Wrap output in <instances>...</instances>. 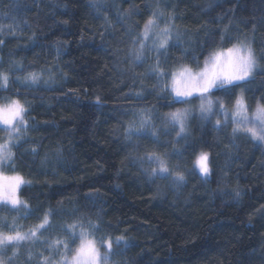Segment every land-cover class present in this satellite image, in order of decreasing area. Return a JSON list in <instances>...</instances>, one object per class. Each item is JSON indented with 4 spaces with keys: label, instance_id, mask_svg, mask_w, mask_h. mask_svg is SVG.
<instances>
[{
    "label": "trees",
    "instance_id": "obj_1",
    "mask_svg": "<svg viewBox=\"0 0 264 264\" xmlns=\"http://www.w3.org/2000/svg\"><path fill=\"white\" fill-rule=\"evenodd\" d=\"M147 2L106 0L107 7L102 12L112 21L106 30L102 17L97 18L86 0H55V4L51 0H0V25L20 26L19 35H0V40L6 41L0 50L5 61L2 67H8V61L15 59L22 60L24 67L36 62L56 71L53 61H58V67L67 73L66 80L49 89L29 92L28 98L35 102L34 114L48 121L41 126L40 133L52 140L63 137L66 145L71 141L69 166L58 168L57 174L52 175L29 165L25 171L35 179L53 182L37 185L23 194L33 207L39 206L37 215L58 200L63 201L65 218L73 208L90 214L102 209L105 220L117 221L120 229L128 228L136 237L137 246L131 255L142 248L149 249L160 264H235L236 260L264 264V214L257 211L264 205V150L243 137L238 139V147L232 148L223 134L217 143L215 134L208 131L203 144L210 154H215L217 166L212 181L205 185L198 176L190 175L177 200L171 190L162 197L155 196V185L144 179L138 165L125 160L127 149L113 134L114 126L127 119V113L137 106L130 91L139 87V81L134 83L124 70L127 64L118 60L116 49L123 47L121 38L126 37L125 25L117 19V9L139 4L140 13L128 23L143 24L150 15V9L144 7ZM161 7L175 13L173 22L193 36L198 49L210 46L205 35L208 29H214L219 37L225 26L231 35L250 36L258 49L264 40V0H224L212 13L201 12L192 0H168V6L162 3ZM33 32L36 39L29 41ZM213 47L215 50L231 46L225 43ZM176 51L169 50V63ZM207 56L199 54L203 61ZM258 93L259 88L253 94ZM97 96L102 107L95 104ZM142 103H154L152 96L145 95ZM201 142L197 140L198 144ZM140 144L153 147L146 139L140 140ZM170 159L183 163L187 153L184 159ZM212 159L209 155V161ZM221 171L227 173L231 183L245 186L241 206L220 210L217 203L209 200L208 190L216 186ZM116 184L121 187L116 188ZM34 222L35 217L21 221L25 225ZM169 248L173 250L172 256L168 255ZM21 259L26 261V256ZM148 259L146 251L137 257V264H146Z\"/></svg>",
    "mask_w": 264,
    "mask_h": 264
},
{
    "label": "clouds",
    "instance_id": "obj_2",
    "mask_svg": "<svg viewBox=\"0 0 264 264\" xmlns=\"http://www.w3.org/2000/svg\"><path fill=\"white\" fill-rule=\"evenodd\" d=\"M51 2L55 4V0H51ZM192 2L193 6L199 8L201 12L212 13L218 5L224 3V0H192ZM86 3L92 9L90 0H86ZM61 7L66 8V5ZM217 18H220L219 15ZM168 23L172 32L169 45L162 52H157L150 47L145 52L143 62H135L134 57L129 54L132 43L129 37L125 35L126 38H121L123 47L116 49L119 53L118 60L127 64V68L124 70L133 77L134 83L139 81V87L130 91V94L137 101V106H133L131 111L127 113V119H123L119 125L114 126L113 134L119 137L120 142L127 149L125 160L138 165L144 179L155 185V196L162 197L167 190H171L176 199L179 200L181 189L187 185L190 175L198 176L205 185L212 181L217 166L215 154H210L203 144V139L208 131L215 134L217 143L220 142L221 134H223L224 137L228 138L232 148L238 147L237 141L243 137L264 150V140H261L259 136L253 137L243 131L234 136L235 123L231 120L230 115L227 119L225 116V112L229 114L233 112L237 101L246 107L250 120L258 106L264 107V40L261 41V46L258 49L250 36L243 33L231 35L225 26L219 37L215 35L214 29H208L205 35L210 46L207 49L203 47L198 49L193 36L187 33L183 27L173 21H168ZM164 24L165 21L161 20L159 28H163ZM140 25L142 28L143 24ZM0 27L7 28L4 25H0ZM139 31L140 28L134 27L133 36ZM148 43L151 45L152 42L149 41ZM225 43L230 44L231 47L238 45L245 53H250L251 64L242 69L238 78L217 82L215 86L210 88L203 100L198 96H177L170 90L172 74L178 67L187 66L194 71L197 70L198 66L203 65V60L199 58V54L207 56L214 50L213 46ZM64 44L66 46L67 41ZM170 49L177 50L172 63H169L168 59ZM17 61L19 62V60ZM53 63L57 64L56 71H53L52 67L47 64L38 65L36 62H29L27 67L22 65L21 70L15 71L11 76L0 78V104L7 105L13 99H20L25 104V112L20 117L13 120L11 116L5 114L0 120V146L3 147V154L0 155V171L20 173L27 182L22 188L32 189L37 185L53 182L46 178L43 180L35 179L29 171H25L29 165L38 168L40 171L50 172L52 175L57 174L58 168L69 166L67 157L71 151V141L66 145L62 142L63 137L52 140L41 134L39 129L46 123L38 118V114H34L35 102L28 98L29 92L49 89L61 80L67 79V73L58 67V61H53ZM8 67L0 68V72L7 73ZM138 69L142 70L138 71ZM257 77H260L259 82H257ZM254 85L257 87H253ZM257 88H259V93L253 94ZM145 95H151L154 103L151 105L142 103ZM177 111L185 113L186 118L182 125L174 126L171 121V114ZM145 116L150 119L153 134L168 146L163 151L159 150L160 152H171L172 148H176L182 152V157L177 156L181 159H184L187 153V159L183 163L173 162L169 157L171 176L168 179L154 178L150 175V170L157 166L148 163L141 164L137 159L144 154V146L135 137H133L132 142H129L125 137L126 130L133 125L137 128L140 127L141 119ZM193 122H195V127ZM242 127L251 128L253 125L249 123L242 125ZM256 127L259 130V124ZM197 128L199 132L196 131ZM198 139L202 141L199 144L197 143ZM137 144L140 147H136ZM201 151H207L209 155L213 156L210 161V173L207 176L203 175L194 165L195 159ZM144 169H149V171ZM115 176L118 178L120 172L117 171ZM218 176L216 186L208 190L209 200L217 203L220 210L229 206H241L246 194L245 186L238 182L231 183L224 171L219 172ZM115 187L120 188L121 186L116 184ZM23 193L24 191L21 192L20 199L25 202L26 206L33 207ZM46 209L47 207L42 210L41 214ZM82 213L84 214L85 227L89 228L95 241L96 254L91 264H137V257L144 255L146 251L149 252V259L146 264H160L159 258L151 256L149 249L142 248L131 255L133 248L137 246V239L128 228L120 229L117 221L105 220L103 215L98 219L96 213ZM79 215L78 213L77 216ZM74 218L70 215L66 220L71 222ZM89 221L92 225H96L94 230L89 225ZM251 222L250 216L248 218L249 226ZM56 238L57 234H53L52 239L55 240ZM117 241H119V246ZM78 243V240H69L72 250L78 246ZM29 250L33 254L39 253V249L33 248L30 243L24 248L2 250L0 251V264H29V262L21 259L22 256L27 257ZM173 254V250L169 248L168 255L172 256ZM44 256H48V253L45 254L44 252ZM59 260L60 257L56 256L55 264H59ZM31 264H35V262H31ZM235 264H244V261L236 260Z\"/></svg>",
    "mask_w": 264,
    "mask_h": 264
},
{
    "label": "snow or ice",
    "instance_id": "obj_3",
    "mask_svg": "<svg viewBox=\"0 0 264 264\" xmlns=\"http://www.w3.org/2000/svg\"><path fill=\"white\" fill-rule=\"evenodd\" d=\"M162 3L168 6V0H149L145 3L144 7L150 9V15L143 21L142 28L139 22L128 23L133 15L140 13L141 6L139 4L130 3L123 10L117 9V19L125 25L124 35H127L132 41L129 54L134 57L137 63L143 62L145 52L150 47L157 52H162L170 43L172 32L168 21H173L175 13L166 12L161 7ZM90 6L96 12L97 18L102 17L107 30L112 21L106 13L102 12V9L107 7L106 0H90ZM161 20L165 21L163 28H159ZM19 27V24L15 23L8 25L7 28L0 27V35L11 34L16 36ZM134 27L140 28L135 36H133ZM158 28L159 31H157ZM35 39L36 33L33 32L28 40L35 41ZM149 41L152 42L151 45H149ZM5 43V40H0V50H2ZM56 43L59 44L58 41ZM57 55L59 56V48L57 49ZM4 62V58L0 56V68H2ZM8 64V72H0V78L9 77L15 71L21 70L22 60L18 62L15 59H10ZM250 64V53H245L238 45L227 49H215L205 57L203 65L198 66L197 70L194 71L190 67L181 66L173 72L170 90L177 96H198L203 100L210 88L215 86L217 82L231 81L238 78L242 69L250 66ZM33 79H36V77H33ZM95 104L97 107L103 106L99 96L96 97ZM24 112L25 104L20 99H13L7 105L0 104V120L3 119L5 114L11 116L14 120L16 117L23 115ZM229 115L235 123L234 136L243 131L253 137L259 136L261 140H264V134H262L264 133V107L258 106L250 120L246 107L240 101H237L231 114L225 112L226 119ZM185 118V113L180 111L171 114V121L174 126L182 125ZM43 122L48 123V121ZM249 123L253 127H242V125ZM257 124L260 126L259 130L256 127ZM125 137L129 142H132L133 137L137 140L146 139L153 145V147L144 145V154L137 157V159L141 164L148 163L157 166L150 170V175L154 178L168 179L171 176L169 157H182V152L176 148H172L171 152H160L158 150L159 147H163L165 144L159 140L158 136L153 134L150 119L147 116L142 117L140 127L130 126L125 132ZM136 147H140V145L137 144ZM2 154L3 147L0 146V155ZM194 165L203 175L207 176L210 173L209 153L201 151L196 157ZM144 170L149 171V169ZM26 184L25 178L20 173L13 171L9 175L7 171H0V251L10 248L19 249L22 245L30 243L33 248L39 249V253L33 254L29 250L26 257L29 264L33 261L35 264H55L56 256L60 257L59 264H91L96 254L95 241L89 228L85 227L84 214L80 212V209L73 208L71 210L69 215L75 218L68 222L65 216L62 215L65 211L63 201L58 200L55 205L49 203L43 214L37 215L39 206L28 207L20 199V193L28 190L27 187L22 188ZM89 195L92 196L95 193H89ZM257 211L264 214V205H261ZM12 213H15V215H10ZM78 213L79 216H77ZM96 216L98 219L102 216V209L96 212ZM30 217H35L36 222L27 225L21 223V221H26ZM89 225L93 230L96 227L90 221ZM53 234H57L55 240L52 239ZM71 239L79 241L74 250L71 249L69 244ZM116 243L119 246V241ZM44 252H47L48 256H44Z\"/></svg>",
    "mask_w": 264,
    "mask_h": 264
},
{
    "label": "rangeland",
    "instance_id": "obj_4",
    "mask_svg": "<svg viewBox=\"0 0 264 264\" xmlns=\"http://www.w3.org/2000/svg\"><path fill=\"white\" fill-rule=\"evenodd\" d=\"M177 69H179V68H177ZM177 69H176V70H177Z\"/></svg>",
    "mask_w": 264,
    "mask_h": 264
}]
</instances>
